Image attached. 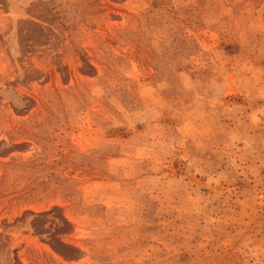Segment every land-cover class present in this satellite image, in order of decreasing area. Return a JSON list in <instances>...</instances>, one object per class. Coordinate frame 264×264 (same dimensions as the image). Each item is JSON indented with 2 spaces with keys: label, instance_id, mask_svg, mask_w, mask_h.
<instances>
[{
  "label": "rangeland",
  "instance_id": "rangeland-1",
  "mask_svg": "<svg viewBox=\"0 0 264 264\" xmlns=\"http://www.w3.org/2000/svg\"><path fill=\"white\" fill-rule=\"evenodd\" d=\"M0 264H264V0H0Z\"/></svg>",
  "mask_w": 264,
  "mask_h": 264
},
{
  "label": "trees",
  "instance_id": "trees-1",
  "mask_svg": "<svg viewBox=\"0 0 264 264\" xmlns=\"http://www.w3.org/2000/svg\"><path fill=\"white\" fill-rule=\"evenodd\" d=\"M36 227V226H35Z\"/></svg>",
  "mask_w": 264,
  "mask_h": 264
}]
</instances>
